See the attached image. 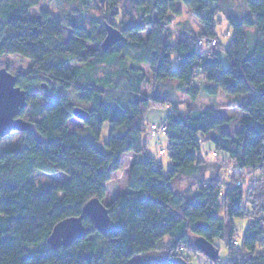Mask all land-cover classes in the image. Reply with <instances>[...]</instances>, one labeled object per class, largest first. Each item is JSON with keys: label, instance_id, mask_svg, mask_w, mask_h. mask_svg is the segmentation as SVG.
I'll list each match as a JSON object with an SVG mask.
<instances>
[{"label": "trees", "instance_id": "16d2710c", "mask_svg": "<svg viewBox=\"0 0 264 264\" xmlns=\"http://www.w3.org/2000/svg\"><path fill=\"white\" fill-rule=\"evenodd\" d=\"M41 1L0 0V69L6 56L31 62L29 70L15 76L32 109V128L19 133L21 145L0 149V264H180V250L200 254L193 244L197 238L223 243L228 260L216 264H264V204L259 216L255 205L245 207L246 189L235 181L234 172L258 176L254 179L263 186L249 185L247 191L257 195L254 199L264 194V0H245L248 13L228 17L231 42L223 51L227 67L217 51L220 0H98L101 19L85 15L94 0H55L69 5L65 19L45 9L31 15ZM178 4L199 22L201 39L169 41L166 25L171 15H178ZM106 25L124 37L108 51L101 47ZM197 40L215 41V46L202 49ZM96 64L107 67L103 77L92 74ZM148 75L157 84L177 83L190 98V109L172 104L168 92L144 96ZM47 84L73 87L76 100L89 106L82 133L69 128L76 106L67 95L50 97L34 89L42 91ZM199 86L208 96L252 95L241 107L245 117L238 130L213 135L229 120L211 107H197ZM152 106L167 112L163 123L146 125ZM106 123L110 133L102 152L96 144ZM162 125L167 130L159 138L167 139L171 163L167 173L144 138L156 139L151 126ZM125 155L135 157L126 192L104 204ZM204 156L220 161L231 184L215 173L204 181ZM36 172L62 173L67 180L60 186H40L45 190L39 192L32 181ZM187 174L197 179L195 191H175L173 180ZM93 199L108 211L107 232L99 233L85 219V236L51 251L46 240L54 227L79 217ZM235 220L249 221L240 242ZM34 246L37 250L30 254L28 248ZM136 257L142 260L133 261Z\"/></svg>", "mask_w": 264, "mask_h": 264}, {"label": "rangeland", "instance_id": "374dc122", "mask_svg": "<svg viewBox=\"0 0 264 264\" xmlns=\"http://www.w3.org/2000/svg\"><path fill=\"white\" fill-rule=\"evenodd\" d=\"M69 5L65 2H58L55 0H42L39 6L31 11V15L38 14V12L41 9H45L54 16L56 19H65L69 15L68 11ZM177 9L179 11L177 16H170V21L167 22L166 25V36L168 37L169 41L174 43L176 41H179L180 39L187 38L190 41L201 39L200 38V32H201V26L199 22L193 17L191 12L185 8L183 5L178 4ZM218 13L216 17L217 22V39L219 41L220 47L217 49L218 55L221 58L222 62L224 63V66L227 67V61L224 55V50L229 46L231 42V38L227 37L226 34L228 31L231 33V29L229 27L228 23V17L230 18H241L245 14L248 13L247 6L245 0H220L219 5L217 6ZM101 4L98 0L92 1V4L88 7V9L84 10L85 15L87 17H93L101 19ZM79 14L76 16L78 18ZM116 23H119V18L115 20ZM253 32L254 30L251 29ZM64 34L65 33L64 30ZM147 36V32L142 34L141 37L145 38ZM200 44V45H199ZM253 45V41L249 42V46ZM197 46L201 47L202 49H209V45L205 41L197 40ZM3 65L2 68L8 69V71L12 75H16L18 71H27L31 68V62L25 59H21L18 56H6L3 59ZM68 67L70 69H76L79 68L78 64H69ZM106 66H99L96 64L92 67L91 72L92 74L97 77H103L105 73L107 72ZM85 72V71H84ZM200 84V83H199ZM200 91L197 93L195 104L197 107L201 109L206 108H213L216 112V114L219 117H223L229 120L228 124L219 126L215 129L213 132V135H219L221 133H227L230 131H236L240 128V124L242 119L245 117V115L242 113L241 107L243 104L249 100L252 95H227L223 92H220L216 96H208L206 95L201 86H199ZM36 91L44 94L54 96L59 94H65L69 97L70 101L74 103L76 107L82 108L84 110L88 109L89 106L86 104L79 103L76 100V97L73 92V87L66 90L62 87L55 86L53 84H47V86L41 91L39 86H36L34 88ZM168 92L169 96L171 97L172 104H175L178 107H182V110L190 109V98L187 97L184 94V91L177 86L175 83H163V84H157L152 80V77L148 75V84L143 89L142 94L144 96H147L149 98L153 97L156 94L163 95L164 93ZM51 100V99H50ZM183 105V106H182ZM171 107V106H169ZM24 114L22 118L25 121L31 122L30 114L32 113V109L30 107L26 108L24 111ZM22 112V113H23ZM167 112L159 108L157 106H152L150 110L147 112L145 120L146 125L156 124L159 125L163 123L167 118ZM69 128L72 131L82 133L84 130V124L82 121L78 119H74L69 124ZM110 133V125L104 124L102 135L100 138V141L96 144V147L98 150L104 152L105 151V142L108 139ZM81 139H83L82 136H80ZM146 144L148 146L149 153L153 156V158L160 163L163 166V169L165 173L171 168V163L169 160L168 151L167 148V139L165 136H161L159 140L151 139L149 135H144ZM21 145V135L17 132H12L9 136L1 139L0 141V149L4 148H15L19 147ZM204 148L206 151H211L212 146L209 143L204 142L203 143ZM164 150L163 155L159 153L160 150ZM166 150V151H165ZM205 161L207 162L206 165V172L207 174L204 177L205 182H209V174L215 173V176H220L225 183L228 185L231 184V179H229V173H226V171L223 170L222 166L220 165V161L214 162V159L211 158V156H204ZM132 160L125 159L123 160L122 169L115 173L112 176V180L110 184L108 185V194L104 200V204H108L111 202V200L114 198V196L118 193H125L126 187H127V181H128V172H129V163ZM129 168V169H128ZM235 174V181H240L242 183V187L246 189V194L244 197V205L247 209L250 208V206L255 205V214L258 216L261 215L260 207L262 204H264V194H262L261 197L258 199L253 194H250L247 191V188L249 185L252 186L254 189H259V187L263 186L262 184H259L254 178L258 177L255 174H247L244 171H234ZM199 175V173H196ZM197 176V175H196ZM67 180V177L62 173H57L53 175L44 174L41 172H36L32 178V181L36 184L37 189L39 190L40 186H60ZM249 184V181H251ZM197 179L192 174H187L183 176H178L175 178L171 184V187L175 191L184 192L187 189H190L191 192L195 191L196 189V183ZM239 184V183H237ZM39 186V187H38ZM45 190V189H44ZM44 190H39V192H43ZM264 193V192H263ZM255 200V201H254ZM236 229L238 231L237 233V240L240 242L243 236L244 231L249 226L248 220H235L234 221ZM214 246L219 251V258L217 261H211L213 264L217 262H224L228 260V254L226 249L223 246V243L221 241H215ZM194 244V241H193ZM30 254L34 253L37 250V247H29ZM180 256L178 259H176L180 264H209V259L206 258L201 253H190L186 250H180L179 251ZM185 258V259H184ZM142 259L140 257L134 258L133 261H141Z\"/></svg>", "mask_w": 264, "mask_h": 264}, {"label": "water", "instance_id": "95a60500", "mask_svg": "<svg viewBox=\"0 0 264 264\" xmlns=\"http://www.w3.org/2000/svg\"><path fill=\"white\" fill-rule=\"evenodd\" d=\"M106 36L102 42L104 51L110 50L124 37L117 29L106 25ZM17 78L6 68L0 69V140L12 132L22 133L31 130L32 123L22 118V112L28 107L27 94L16 86ZM45 88V86H44ZM73 115L80 121H86L88 113L79 107L73 109ZM85 219H90L95 229L105 234L110 222L107 209L97 199L89 201L79 217L68 218L58 223L46 240L51 251L69 247L74 241L82 238L88 232L83 225ZM195 248L211 261H217L219 251L214 245L203 238L194 241Z\"/></svg>", "mask_w": 264, "mask_h": 264}, {"label": "built area", "instance_id": "2783aa9c", "mask_svg": "<svg viewBox=\"0 0 264 264\" xmlns=\"http://www.w3.org/2000/svg\"><path fill=\"white\" fill-rule=\"evenodd\" d=\"M208 45L210 48H213L215 46V41L209 42ZM170 110L171 108H168V111ZM166 130H167L166 125H162L160 127L151 126L152 135L155 136L157 140H159L160 135H164L166 133Z\"/></svg>", "mask_w": 264, "mask_h": 264}, {"label": "crops", "instance_id": "0c3cea01", "mask_svg": "<svg viewBox=\"0 0 264 264\" xmlns=\"http://www.w3.org/2000/svg\"><path fill=\"white\" fill-rule=\"evenodd\" d=\"M175 84H177V83H175ZM188 103H190L191 104V101L190 102H188ZM71 123V121L69 122V124ZM72 131V130H71ZM72 132H75V131H72ZM125 159H130V160H132L130 163H129V168L132 166V164H133V162H134V159H135V157L133 156V155H125L124 157H123V160H125ZM128 168V169H129Z\"/></svg>", "mask_w": 264, "mask_h": 264}]
</instances>
